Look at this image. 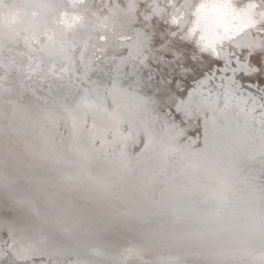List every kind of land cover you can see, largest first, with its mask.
<instances>
[{"label":"bare ground","instance_id":"bare-ground-1","mask_svg":"<svg viewBox=\"0 0 264 264\" xmlns=\"http://www.w3.org/2000/svg\"><path fill=\"white\" fill-rule=\"evenodd\" d=\"M258 1L260 3L262 2L263 6H264V0H258ZM3 2L6 5L16 4V5L20 6L21 15L19 18V22L16 25H14L12 28L0 27V50L1 51L6 50L7 55L10 57H13L15 60H18V61L22 60L24 62L25 59H24L23 54H25L27 56V55L31 54L29 52V50H31V49L35 50V48L37 47L38 51L40 50V52L48 53L51 56H55L56 53H54V52L61 53L62 57H66V58L69 55V53L70 54L72 53V55H73V53L74 54L76 53L77 57H79V56L82 57V56H85V54H86L85 57H88L89 61H91V65H89L87 67H94L95 66L94 64H96V62H98L99 64L106 62V60H108V59H106L108 56L114 57L117 59L116 62L120 61V63L121 62L125 63V64L127 63L128 67L137 68L139 75H140L141 74L140 70H141L142 64L143 63L145 64L148 62V60H146L147 58L149 59V57L150 58L152 57L154 60H159V59H161V57L164 58L165 57L164 52L168 51L170 53L169 56L178 55V56H176L178 58V60H175L173 62H169L168 59L167 60L165 59L160 64H164V63L166 64L167 63V64L173 66L172 65L173 63H175V64H181L182 63L183 67L189 69L187 71L191 70V73H192V75H189L190 73L188 74L187 72L182 71L183 73H181V75L175 76V78H174V79H176L175 82L177 80L186 81L184 79L185 76L188 78V80H194V81H192V82H194L192 85L188 84L186 81V88H189V90H184V91H180V90L178 91V89H176V86L174 85V83L172 85L170 84L167 86H162V83L159 82L161 84V87H159V84L153 83V81L151 80L149 83H153V87L150 88L152 92H154L155 90H157L158 92H160V91L162 92V90L169 89L171 92L170 94H175L176 97L174 99H172V97H170L169 99L166 98L167 99L166 101H162V99H160V100H156V99L152 100L151 99V101L147 100L148 102L146 100H144L143 97L141 99H140V97L139 98L134 97V100L139 99V101L137 103L132 101V100L129 101L128 99H124L125 100L124 104H118L117 101L115 100V96H114V92L118 93V91L121 92L122 90H119L120 87L118 88L117 85H115V84L113 85L111 83L112 85H111V87L109 86L110 89L108 88V92H109V96L111 98V101H109V102H111L112 104L109 105L108 103H106L103 106L104 109H98L92 105L93 104L92 102L90 103L88 101H84V104L78 102L82 107L85 108V111H82V115L81 116L79 115L80 118L76 119V115L73 113L71 114L72 119L69 117L65 118L68 120V123H65V124L71 125V131L73 133L72 138H74L75 140L78 136L82 135L81 134L82 122H83V124L85 121L88 123L87 126L90 128L89 134L91 135L90 138L92 139L94 148L88 156L87 155L84 156L83 154H80L77 158L78 160L77 161L75 160L76 162L72 161L73 159L70 161L69 160L64 161L62 159H58V160L63 162V165H67V163H69V165H67L65 167L64 166H56L55 163H52V165H55L57 167L56 169L54 168L55 170H57V169L60 170L61 168H63V174H61L60 176L61 177L63 176L65 178L67 176H71V177L73 176L74 177V176H76L75 175L76 171H78V170L82 171L81 175H84L83 177H85V179L83 178L84 179L83 180V182H84L83 188H84V190H86L88 192V194L92 191H96L95 194H98L99 198L100 197H108L114 193H117V195L118 194H120V195L121 194H124V195L128 194V198H129V195L131 196L134 194V196L135 195L136 196L135 197L131 196V199H136V201L137 200L142 201L141 204L139 203L140 201H137L138 205L140 204V206H141L143 204L144 206H150V208L152 207L153 209H155L156 215L161 214L162 217L158 216L159 218H157V219L159 221L155 220V218L153 221H151L155 224H158V222H159V224L156 225V227H154L152 224H148L150 227L145 224L147 226V228H146L147 230L142 229L141 226H139L140 227L139 228L137 225H136L137 227L136 226L124 227V225H122L120 228L115 226L117 229L116 228H110L109 229L107 227L108 229L106 228L104 231H103L104 228L102 227L103 229H102V231H100L101 238L99 240L96 239L97 243L94 246L90 245V247L89 246L88 247L87 246L86 247H80V246L78 247L79 242L81 241V239H80V241H78V239H79L78 237H77V239L75 238L77 240V243H76L77 246H72V245L67 246L69 243L66 245V243H67V240H66L65 246L63 248H60L59 245L57 246V247H59V250H58L59 254L61 252L64 255V253H70L73 250L72 253L75 256H77V258L75 259V256H73L72 258L66 259L65 255H64L62 257L64 259H66V261L61 263L60 261L62 260V258H60V256L58 258V256H57L58 259L54 258L53 263H51L52 260H50V263L51 264H77V263L85 262L86 264H108L109 253L122 251V250H120V248H123V246H127V245H129L130 247H134V246L136 247V244H135L136 240H143V239L145 240V238H146L145 235H147V237L150 236V237L154 238L155 235L158 236L159 234H161L162 237L163 238L166 237V239L168 241H173V243L174 242L178 243V245H180L179 243H186V244H188V246L190 244H192L190 246L191 247L194 246V249H196L198 247L200 252L201 251L206 252L207 254H209L208 256L214 255L216 257V259L212 258L214 260L205 261L204 263L201 262V260H202L201 259L199 261V262H201V264H206V263H208V264H264V208H262L261 211L254 210V208L256 206H254L253 201L250 200L251 198L249 199V197L247 196L248 194H253V192L251 190H253L254 188L249 187L248 185H245L243 187L242 186L232 187L231 183H228L229 180H227V178H225L223 180L222 177L220 176L218 183H215V182L213 183L211 181H204L202 178H200L198 181H196V184H198V185H206L207 183H209L211 185L209 187L197 186V188L192 187L195 189H188V187H186V188L182 187L183 185H185L186 181H184V180L180 181L184 178H183V176L179 175L177 178V180L180 181L179 183L176 184L174 182H170L169 180H172V179H169L166 177V180H163V181H165V183H163V186L159 190L154 189L153 188L154 186L153 187L152 186H144L146 184H150L149 182H147L146 179L144 180L143 183H131V184H124V185H121L120 183H114L115 182L114 181L111 184L112 187H110V189H108V188L103 189L104 187L103 188L101 187L102 186L101 184H103L102 182L100 185H97V184H94L93 181L89 182L87 180V178L89 176L92 177L94 174L92 172H88V170L91 169L90 167L92 166V162H91L92 160L96 159V162H97V159L102 160V161L106 162L107 166H110V165L113 166V164L115 163L114 160H117V156L115 155V152L113 151L115 144L122 139L121 141H123L124 143L126 141H128L127 142V143H129L128 145L131 146L136 141L135 140L136 138L133 136L134 135L133 133L131 134V129L129 127H128V129H122L120 127V125L118 124L122 120L128 122L129 125L131 124L129 117H127V116L128 115L131 116V114L134 112L133 107L136 106L135 112L137 114L140 110L142 113H145L144 116H141V118H143L148 124L149 123L152 124V122L155 121L156 115H154V111L150 110L147 107L151 104L152 101L155 105H157L160 108V109H158V111L161 110L162 107H168L170 112H171L170 114H172L174 116V118L178 117L179 116L178 114L180 112L185 113L184 115L181 114L182 117L185 119L188 118V116L191 114L198 115V117H196V115H195V117L197 119V122L199 123V127L197 126L198 131H199V135L197 132H195V134L197 133V135L199 137L200 136V130L204 131L203 132L204 134L202 133V135L204 136V139H202L204 141V144H206L205 141H206L207 134H208V131L206 129L207 128L206 119L207 118L211 119L213 116L216 118V116L218 117V115H220V117H222V119L225 121H221V123H220V122H218L217 118L216 119L214 117L213 118L218 122L219 135H220L219 138L222 141H224L227 144L232 143L234 145L237 141L235 136H237L242 140L246 139V138H251L255 143L262 145L264 147V95H262V93H261V95L263 96L262 97L259 94L260 91L255 90V88L257 87L258 89H260L264 93V22H258L255 27L245 29V30L240 31L238 33H234L230 39H225L222 43H220L216 46V48H217L216 53H218V55H217L211 51H201L200 50V48L198 47L199 36L197 39H194V41H195L194 43L189 42V39L191 36L188 35V30L191 27H188L187 29L185 28L186 30L182 34L184 36L187 35V37H188L187 40H183L182 43L179 45H176V44L174 45V43H173V45L172 44L169 45L167 43L169 41L175 42L176 40L180 39L179 37H177V35H176V37H174L173 35L168 36L167 33L175 31L177 27H179L181 30H182V28L184 29V27L187 26L186 25V23L188 22L187 20L190 17H192V16H190V14L193 15V13L196 11L197 6L202 2V0H87V2L83 3L77 9L72 8V6H74V5H70L68 8H66V6H68V4H72L71 0L66 1L67 5L60 6L58 9L54 7V3L56 5L55 0H3ZM34 2H39V4H37L38 7L35 6ZM248 2H249V0H233V3L237 7H243ZM252 2H254L256 5H260V4H257L256 1H254V0H252ZM66 3H64V4H66ZM58 6L59 5L57 4V7ZM60 8L65 9V10H63V11L61 10L58 13L59 14V16H58L57 12ZM26 9H28V10L30 9L29 14H25L24 11ZM51 9L53 12L56 11L55 18H53V17H52V19L46 18L45 15L47 14V12H50ZM255 11H256V13H259V12L264 11V9L258 8V9H255ZM53 12L51 14H53ZM65 14H67V16H65ZM184 14H185V16H183ZM41 16H43V19H41ZM74 17H79V19L73 20ZM173 18L177 19V23H175L174 26H173V22H172ZM256 18L259 21L258 15ZM66 20H67V23H66ZM178 20H179V22H178ZM46 21H48V22H46ZM191 21L193 22L194 20L192 19ZM69 24L71 26H69ZM189 25H191V24H189ZM261 28H263V29H261ZM126 34L130 35V39H125L127 37ZM176 34H178V33H176ZM89 35L92 36V40L90 38V39H87L85 41V43H82L81 40L83 39V36L85 38H88ZM100 37L102 38V40L98 39ZM112 38H115V39H113L115 42L112 40ZM193 38H195V37H193ZM33 40H35V42H33ZM71 45H72L73 49L67 50V48H69ZM66 46H68V47L65 48L64 50L67 51L68 55L63 54V52H65V51H63L62 47H66ZM97 46H100L102 49H100V51H96L95 47H97ZM133 46H135V47L140 46V48L138 50L135 49L134 51H132ZM183 46H185L189 49L192 48L193 52L189 53V51H187V50H181V52H177L180 49H182ZM156 47H159L160 51L157 49H154ZM80 48H81V50H80ZM34 50H32V51H34ZM75 51H77L78 53ZM230 51L235 52V55H233L234 58H232V55H231L232 53L230 54ZM83 52H85V54ZM21 53H23V54H21ZM97 54H100L101 57H103V60L104 59H106V60H104V61L101 60V61H96V62L93 61L92 62L93 58H95L97 56ZM179 55H180V57H179ZM156 56H161V57L159 59H156L155 58ZM31 57L34 58L36 56H31ZM73 57H75V56L73 55ZM98 59H100V58H98ZM107 66H109V65H107ZM107 66L106 67L103 66V67L107 68ZM144 67H145V65H144ZM135 68H130L129 70L133 71L132 69H135ZM109 69H111V68H109ZM116 69H119V67ZM120 69H122V67ZM179 69L181 71V68H179ZM88 70H89V68H88ZM99 71H100V69H99ZM180 71H178V72H180ZM111 73H112V71H111ZM174 74L177 75L176 72ZM97 75H99V74H97ZM146 77H148V75ZM98 78H100V77H98ZM104 78H106V77H104ZM51 79H52V77H51ZM141 79L142 78L139 79L140 84H142ZM146 79H148V78H146ZM102 80H104V79H102ZM113 80H115V79H113ZM99 81H101V80H99ZM107 81H104V82H106V84H107ZM244 81H246V82H244ZM52 82H53V80H47L46 86H44V89L46 92L51 91L50 88H53L54 84ZM243 82L248 83L250 86L247 84H244ZM176 83H178V82H176ZM108 84H109V82H108ZM124 84H126V83H124ZM131 84L135 85L133 83H131ZM182 84H184V83H182ZM176 85H181V84L179 83ZM120 86H123V84ZM127 86H128V84H127ZM141 87H143V84L141 85ZM104 88L106 89V87H104ZM127 88H129V87H127ZM146 88H148V87L146 86ZM178 88H180V87H178ZM143 89H144V91L147 90L145 88H143ZM63 90L64 89H60V88L58 89L57 88L56 92L57 93L60 92L63 95L64 94ZM51 93H52V91H51ZM104 93H105V91H104ZM52 94H54V93H52ZM154 94H156V93H154ZM165 94L168 95V93H165ZM126 95H128V92L126 93ZM58 98H61V97L58 96ZM157 98H158V96H157ZM198 100H203L204 105H205V103L209 104L210 105L209 110L205 112L203 110V108L199 105ZM220 100H222L221 103L219 102ZM190 102H192V104L193 103L194 104L193 105L191 104L192 106L188 105V103H190ZM26 104H25V107H26ZM14 106H15V104H14ZM229 108H230V110H229ZM22 110H23V108H22ZM36 110L37 109H35V111ZM52 110H53L52 108H49V113H48L49 117H52V119L53 118L56 119L55 117L57 116L59 118V113H57L55 110L54 111H52ZM69 110H72V109L70 108ZM147 110H150L151 112H149ZM213 110L215 112H213ZM28 111H32V110H28ZM231 111H232V113H231ZM29 113H31V112H29ZM83 113H85L84 116L86 118L83 116ZM125 113H127V114L125 115ZM167 113H169V112L167 111ZM167 113L161 112V113H159V116L165 118L168 115ZM2 114H4V113H2ZM0 117H2V116H0ZM81 117H84L82 119V121H81ZM170 117H169V119L172 120V117L171 118ZM12 118L13 117L11 115H9V117H8L9 123H10V121H12ZM39 119H41V118L39 117ZM149 119H150V121H149ZM56 120H58V119H56ZM21 121H22V119H21ZM167 121L163 120V125H164L163 128H165L166 126H169L168 123L171 124L170 120L168 122ZM183 121L179 122V125L175 127L176 129H173L172 132H169L170 135L172 133L173 138L175 137V139H177L178 136H180L182 131L186 132V134H184L185 136L193 134V132H191L189 130L190 127L191 128L193 127V125L191 124L192 122L190 123L189 119L187 122H183ZM52 122H53V120H52ZM1 123H2V121H1ZM54 123H56V122H54ZM54 123H53V125H54ZM16 125H18V124H16ZM29 125H30V123H29ZM135 126H136L135 124H132V127H135ZM18 128H20V126H18ZM18 128H16V130ZM37 128H39V127H37ZM184 128H186V130H184ZM2 129H4V128H2ZM229 129H233V131H236L235 132L236 134H234V135L231 134L233 132H231ZM140 130H141V128H136L135 133L140 131ZM20 132L21 131L19 130V133ZM108 132L111 135H109ZM26 133H29V132L26 131ZM43 133H44L43 136H45L46 138H48V134H50V135L52 133L54 134V132H52L48 129L44 130ZM1 134H2V132H1ZM15 134L18 135V133H15ZM41 136H42V134H40V137ZM192 137L190 138L191 142L194 141V139H195L194 137H193L194 139ZM5 138H6V140L8 139L6 135H5ZM214 138H218V136L216 134H214L213 139ZM22 139L20 138V140H22ZM96 139H99V143L94 142V140H96ZM196 139H197V137H196ZM6 140H5V145H6ZM20 140L18 141L19 143H20ZM177 140H180V138H178ZM2 141H3V138H2ZM13 141H14V139H13ZM9 142L11 143V141H8V145H9ZM183 142H184L185 146L186 145L188 146V143H187L188 141L187 142L183 141ZM0 143H1V141H0ZM35 143H36V141H35ZM32 144L31 143H30V145L28 144L29 146L27 149H29V147ZM42 144H43V141H42ZM232 144L230 146H232ZM1 145L3 146V144H1ZM200 145L201 144L197 143V145H195L193 147L191 146L192 147L191 149L193 151H198L201 148ZM24 146H27V145L24 144ZM140 146L133 147V150H131V152H129L128 156L132 160V166H138V164L136 163L138 160L150 158V160H152L151 164L153 166H155V164H158V167H156V169L163 168L162 172L166 173V174L169 173L168 175L176 174L178 171L184 170L185 167H186L185 171H187V170L190 171V168L189 167L187 168V166H185V162H184L186 160L184 158L185 152H183L182 150H179V149H182L181 147L176 148V149H171V150H166L167 147H165V150H163L160 146H154L153 144H152V147L150 146V148H149V146L146 148H143V147L139 148ZM20 147H22V146L20 145ZM71 147H70V151L72 150ZM233 147H235V146H233ZM2 148H0V150ZM5 148H6V146H5ZM33 148H34V146H33ZM72 148H74V147H72ZM35 149H36V147H35ZM41 149L42 150H40L38 152V155L36 158L40 161H41V157L42 158L44 157L41 153H42L43 149H46V147H43V145H42ZM90 149L91 148H89V150ZM260 150H261L260 153H263L262 154L263 156L257 157L256 159H254V161L249 162L247 165H245L241 171V174H243V176H245V174L250 172V171H252V173H253L254 171H256V169H259V171L264 170V167H263L264 149L260 148ZM2 151H0V153ZM9 151H10V149H8V152ZM30 151H31V149H30ZM111 151H112V153H110ZM118 151H120V150H118ZM4 152H7V150H5ZM15 152H17V151H15ZM74 153H75V151H74ZM100 153H101V155H100ZM107 153L109 154L108 156L106 155ZM134 153L136 155H134ZM3 155L4 154H2V156ZM14 155L15 154H13V156ZM31 155H32V153H31ZM47 155H49V154H47ZM7 156L9 157V154ZM17 156L18 155H16L15 157L17 158ZM61 156H62V154H61ZM94 156H96V157H94ZM156 157H158V158H156ZM16 158H13V159H16ZM48 159H50L49 156H48ZM162 159H163L164 163H161ZM9 160H10V158H9ZM14 161L16 162V160H14ZM19 161L20 160H18V162ZM22 161H23V159H22ZM52 161H55V160H52ZM8 163H9V161H8ZM21 163H22V166H24L23 162H21ZM44 163L45 162L42 161V162H40V165L41 164L44 165ZM10 164H13V163H11V161H10ZM26 164H27V162H26ZM70 165L74 166L75 170H73V171L69 170L68 168H71ZM170 165H173V166L177 167L178 169L171 168V170L168 171V166H170ZM257 166H262V168L257 167ZM5 167H9V166L5 165ZM28 167H29V164H28ZM36 167L39 168L38 166H36ZM59 167H60V169H59ZM138 167H141V166H138ZM190 167H192V166H190ZM82 168H84L87 172ZM52 169H53V167H52ZM194 169L199 171V172H192L191 173V174L196 173V174H194V177H195V175H196V177L202 175V173H201L202 168L200 169V167H194ZM25 170H27V169H25ZM28 170H29V172L31 171L30 169H28ZM26 172L29 174L28 171H26ZM155 173L156 172L152 171L149 174L151 176V175H154ZM31 174L33 175V172H31ZM118 177H119V175H118ZM40 178H41V176H40ZM56 178H58V177H56ZM62 178H60V179H62ZM215 178H218V176H216ZM67 180L69 181V179H67ZM100 180L101 179H99V181ZM9 181H8V183H9ZM57 181H58V179L56 180V183H58ZM62 182H63V180H62ZM52 183L54 184V181H52ZM52 183L50 182V185ZM44 184H45V182H44ZM57 185H59V184H56V186ZM60 185H63V183ZM60 185L56 187L54 184V187H56V189H58V187H59V189L62 190V188H60ZM113 185H115V186H113ZM45 186H47V185L45 184ZM65 186H67V185H65ZM63 187H64V185H63ZM92 187H94V189H92ZM36 188H38V186H36ZM38 189H40V188H38ZM41 190H43V189H41ZM67 190H69V189H67ZM44 191L45 190H43V192ZM69 191L70 192H68V193H71V189ZM64 192H66V188H65ZM81 192L83 193V191H81ZM184 193L199 194L200 195V202L193 200V199H186V200L181 199V196H179V195H183ZM241 193H242V196L241 197L238 196ZM260 193H262V195L264 194V190L262 188L260 190ZM60 194H62V193H60ZM65 195H68V194L66 193ZM89 195H93V194L90 193ZM124 195H122V196L125 197ZM84 196H82V198H84ZM25 197L28 198L27 195H24V198H21V199L18 198V199L20 201L27 200ZM116 197L118 198V196H116ZM252 198H254V197H252ZM66 199L64 201H67ZM12 200H16V199H12ZM54 200H53V203H54ZM85 200H87V199H85ZM68 201H70V200H68ZM119 201H120V198H119ZM133 201H134L133 203L135 204L136 201L135 200H133ZM182 201L184 202V204ZM103 202L104 201H102V203ZM115 202H117V201H115ZM115 202H113V204ZM127 202L125 201V203H127ZM129 202H130V204H133V203H131L132 201H129ZM5 203H6V201H5ZM53 203L51 205H54ZM122 203H124V201L120 202V204H122ZM14 204H16V203H14ZM70 204H72L74 206L73 203H70ZM127 204H129V203H127ZM27 205H29V204H27ZM101 205H103V204H101ZM110 205H111V207L113 206L112 204H110ZM55 206H56V204H55ZM64 206H65V204H64ZM117 206H115V207L117 208ZM125 206H127V205L125 204ZM131 206L134 207V205H131ZM18 207H20V206H18ZM59 207H57V208H59ZM66 207L61 211L65 212V213H68V211L70 212V210H68L67 212L65 211ZM111 207L109 206V208H108L109 211H110ZM128 207H129V205H128ZM136 207H137V205H135V208ZM33 208L30 210L34 211V209H35V211H36L37 207H35L34 209ZM51 208L53 209V206ZM73 208H71V209H73ZM116 208H114V210ZM119 208H121V207L119 206ZM143 208H142V210H143ZM147 208L148 207H146V209ZM6 209H7V207H6ZM55 209H54V212H56ZM69 209H70V206H69ZM112 209H113V207H112ZM112 209H111V211H113ZM58 210L59 209H57V212H58ZM77 210H79V209H77ZM116 210L113 212H116L117 214H119ZM119 210H122V209H119ZM127 210H129V209H127ZM127 210H126V212H127ZM35 211H34V213H35ZM37 211H38V209H37ZM47 211H48V209H47ZM148 211H147V213L145 212L146 216H147V214L149 215ZM38 212H40V210ZM38 212L36 214L39 217L40 215H38ZM48 212H51V213H49L50 216L48 215V217H52L51 216V214H53L52 211L49 210ZM71 212L73 213L74 211L71 210ZM85 212H83V213H85ZM91 212H92V214H90L89 217H91V215H92V217L94 215L95 216L97 215V214H94L93 211H91ZM105 212H106L105 214L108 213L107 210ZM113 212H112V214H115ZM122 212H125V209ZM5 213H6V211H5ZM65 213H59V214H65ZM72 213H69V215L71 214V216H72ZM83 213L81 214V216L83 215ZM96 213L99 214V212H96ZM143 213H144V211H143ZM143 213H141V214H143ZM28 214H30V212ZM55 214H57V213H55ZM103 214L101 216L105 215V214L104 215ZM128 214H127V216H130V212ZM251 214H253L255 217L252 216ZM25 215L27 216V213ZM25 215L23 214V217H25ZM43 215L44 214H42L41 216H43ZM74 215L77 216L76 213ZM84 215L86 216V214H84ZM152 215H154V214H152ZM7 216H9V215H7ZM7 216L5 215V217H7ZM44 216H43V218L46 219L47 216L46 217H44ZM56 216H58V214ZM79 216H77V217H79ZM101 216H98V217H101ZM106 216L109 218L108 221H110V218H114L113 216L109 217L110 215H106ZM141 216L143 217V215H141ZM141 216L139 214V218H141ZM149 216H151V214ZM168 216H171V218H169ZM32 217L34 218V216H32ZM59 217H57V218H59ZM94 217H93V219H94ZM98 217L96 216L95 219H97ZM131 217L136 218V216H134V215L133 216L131 215ZM209 217H212V218H209ZM10 218H12V219L9 221H12L13 217H10ZM43 218L39 219V220H44L43 221L44 222L43 227L45 228V222L46 221ZM84 218L82 219L83 222L85 221ZM103 218H102V220H105V219L107 220L106 217H105V219H103ZM124 218H126V214H125ZM247 218H253V219H247ZM47 219H50V218H47ZM68 219L66 220V218H65L66 221H68ZM254 219H256V220H254ZM0 220H2V219H0ZM17 220L20 221L19 219H17ZM17 220H14V221L17 222ZM24 220H26V223L23 221L24 222L23 225L24 224L27 225L25 227L29 226L28 229H31V228L34 229L35 228L34 225H33V227H31V225H30V223L35 219L30 221V219L28 220V218L27 219L24 218ZM37 220L38 219H36V221ZM51 220H53V219H51ZM58 220L56 219V221H58ZM89 220H88V223L92 222V219H91V221H89ZM97 220H101V218L97 219ZM125 220H129V219L126 218ZM138 220L139 219H137V222H139ZM143 220H144V218H143ZM2 221H0V222L2 223ZM80 221L81 220H79V223H80ZM111 221H112V219H111ZM155 221H157V222H155ZM27 222H29V225L27 224ZM43 222H41V223H43ZM69 222H71V219ZM69 222H67V223H69ZM85 222H87V221H85ZM97 222H99V221H97ZM105 222L106 221H101V223L106 225L107 223H105ZM46 223H48V222H46ZM73 223L72 222L69 223L71 225V227H72ZM117 223L118 222H116V224ZM147 223H149V222H147ZM56 224H57V222H56ZM82 224L84 225V223H82ZM98 224H99L98 226L100 228L101 225H100V223H98ZM20 225H21V223H20ZM63 225L60 228H58L59 227V225H58L57 228L58 229L64 228ZM114 225H113V227H114ZM80 226L82 227L81 224H80ZM81 227H80V231L82 230ZM152 227H154V230L152 229ZM158 227H160L161 229H159ZM50 228L51 227L49 226V229ZM69 228H70V226H69ZM75 228L77 230H79L77 227H75ZM157 228L159 229L158 231L156 230ZM18 229L19 228H17V230ZM24 229L25 228H23V230ZM70 229L72 231L71 230H68V231L73 232L74 229H72V228H70ZM87 229H89V226L87 227ZM90 229H91V227H90ZM23 230L21 229V231H23ZM37 230H38V227H37V229L33 230L35 232L33 234H31V237H30V235H28L26 233L23 234L20 231V234L22 233L24 236L28 235L27 238H26V236L23 238L22 244H24V243L26 244V242H27L26 240L28 238H29V240L31 238L33 240V237H35L36 235L37 236L40 235V239H41V236H44V234L45 235L47 234V233H45L47 230L42 231V228L39 229V230H41V232H39ZM64 230H66V229H64ZM84 230L85 229L83 226V232H84ZM91 230H93V229H91ZM33 231L31 230L30 233H32ZM56 231H57V229H56ZM56 231L54 233H57V234H54L53 232L52 233L57 236V235H59V232H56ZM59 231L61 232V230H59ZM76 231L74 232V234L76 233ZM62 232L65 234L63 229H62ZM90 232H92V231H90ZM16 233H18V232H16ZM50 233L51 232H49L48 234H50ZM80 233L82 234V231ZM157 233H158V235H157ZM22 234H21V236H22ZM67 234H69V233H67ZM67 234L65 236H63V234H62V237H64V239H62V240H65ZM76 234H75V237H76ZM207 234H208V236H207ZM15 235H18V234H15ZM19 235H18V237H19ZM33 235H35V236H33ZM54 235L52 237H56ZM37 236H36V238H37ZM69 236L72 237L73 234L72 235L70 234ZM69 236L67 238H69ZM82 236H83V234H82ZM13 237H12V239H13ZM48 237H49V235L47 236V238ZM80 237H81V235H80ZM83 237H85V236H83ZM36 238L33 240L34 242H35ZM58 239H61V238H58ZM73 239H72V241H73ZM75 239L73 242H76ZM87 239H90V238L87 237ZM16 240L17 239L15 238L12 242L14 243V241H16ZM38 240H39V237H38ZM45 240L43 239L44 242L49 241V244L52 241V240L50 241L49 239L47 241H45ZM70 240H71V238L69 239V242L71 243L72 241H70ZM96 240H95V242H96ZM124 240H126V241H124ZM18 241H20V239H18ZM18 241L15 243L18 244ZM61 241H60V243H61ZM37 242L39 243L40 240ZM37 242H35L36 245H35V243L33 244L35 246H32V248L36 247L38 245ZM81 242H85V240L83 241V239H82ZM92 242H91V244H92ZM126 242H128V243L131 242V243L127 244ZM13 243H11V245ZM19 243H21V242H19ZM30 243H32V242H30ZM43 243H42V245L45 244V243L44 244ZM17 244H14V250H16V254H18L17 251L21 250L20 249L21 247H19ZM71 244H73V243H71ZM87 244H89V242ZM161 244L163 245L164 243H161ZM161 244L160 245L157 244V245L160 246V248H161ZM165 244H166V242H165ZM167 244H168V242H167ZM11 245L9 243V246H11ZM16 245H17V247L15 249ZM19 245H21V244H19ZM48 245L46 244V246L45 245L44 246L47 247ZM52 245H54V243ZM27 246L28 245H26L24 247L27 248ZM44 246H43V248H44ZM66 246H67V248H65ZM151 246H153V245H151ZM166 246L168 247V245H166ZM49 247H50V245H49ZM57 247L55 244L56 249H57ZM141 247L143 249V245ZM169 247H168V249H169ZM172 247H173V245H172ZM117 248H119V249H117ZM178 248H179V246H178ZM183 248H185V246L182 247V249ZM8 249H11V248L9 247ZM12 249H13V247H12ZM47 249H49V248L47 247L46 250ZM163 249H165V247ZM173 249H174V247H173ZM173 249H171V250H173ZM14 250H11V252ZM22 250H21V253L24 251V250L23 251ZM36 250H34V251H36ZM68 250H71V251L69 252ZM192 250H193V248H192ZM40 251H42V249ZM173 251H171V252H173ZM194 251L196 253L195 256H198L197 255L198 253L196 252L197 250H194ZM25 252H26V254H29V255L31 253L32 254L34 253V252L27 253V251H25ZM37 252H36V254H37ZM123 252H124V250H123ZM123 252H122V254H123ZM151 252H152V250H151ZM180 252H182V251H180ZM186 252H184V253H186ZM21 253L19 252V254H21ZM174 253H177V252H174ZM174 253H171L172 256L174 255ZM32 254H31V256H32ZM39 254H40V252H39ZM41 254H43L42 256L46 259V257L48 256L47 254H50V253H47L46 256H44V252L43 253L41 252ZM160 254H161V252H160ZM193 254H194V252H193ZM205 254L203 253L204 256H205ZM8 255L10 256V254H8ZM25 255H23V257ZM110 255L112 256V254H110ZM165 255H166V253H165ZM203 255H201V257H200V254H199V257L202 258ZM26 256L24 258H26ZM36 256H38V255H36ZM42 256H40V257H42ZM147 256H149V254ZM179 256H181V255H179ZM184 256H183V258H184ZM186 256L189 257V255H186ZM191 256H193V255H191ZM195 256L192 257V259L195 258ZM23 257L21 254L20 259L21 260L24 259ZM33 257H34V254H33ZM40 257L38 256V258H40ZM66 257H68V256H66ZM151 257H153V256H151ZM164 257H166V256H164ZM120 258H121V256H120ZM141 258H143V257H141ZM169 258H171L170 264H178L179 261H178L177 255H175V257H173V258L171 256L166 257L167 260L166 259L165 260L168 262ZM27 259H28V257H27ZM163 259H162V261H163ZM186 259H183V260L180 259V260H182L180 262L184 261L187 264H190V261L188 260V262H187ZM40 260H38V261L34 260L33 264H46L45 262H43L44 260L42 262ZM116 260H118V261H114V262L109 263V264H133V261H132L133 259L132 260L124 259V261H120L119 259H116ZM134 260H135V258H134ZM171 260H173L172 263H171ZM150 261L151 262L149 264H152V259ZM194 261L196 263V260H194ZM35 262H38V263H35ZM180 262H179V264H181ZM143 263H146V261H144ZM164 263L165 262H163V264ZM22 264H27V262L26 263L22 262ZM29 264H31V263H29ZM191 264H192V260H191ZM198 264H200V263H198Z\"/></svg>","mask_w":264,"mask_h":264},{"label":"rangeland","instance_id":"rangeland-1","mask_svg":"<svg viewBox=\"0 0 264 264\" xmlns=\"http://www.w3.org/2000/svg\"><path fill=\"white\" fill-rule=\"evenodd\" d=\"M254 1H256V3L257 4H260V5H257V8L256 9H258V8H263L264 9V6H263V3L261 2H259L258 0H254ZM183 16H185V14L183 15ZM190 16H192V17H190L187 21V23H186V25L187 26H185L184 27V29L182 28V30L179 28V27H177L176 28V30L175 31H173V32H168L167 33V35L169 36H171V35H173L174 37H176V35H177V37H179L180 39H178V40H176L175 42H167L169 45L170 44H172L173 45V43H174V45L176 44V45H179V44H181L182 43V41L183 40H187V35H182L184 32H185V30L188 28V27H192V19L194 20L195 18V16L194 15H192V14H190ZM190 20V21H189ZM178 22H179V20H178ZM189 24H191V25H189ZM175 24L173 23V26H174ZM186 28V29H185ZM178 29V30H177ZM261 29H263V28H261ZM177 31V32H176ZM183 31V32H182ZM178 33V34H176V33ZM182 32V33H181ZM175 34V35H174ZM198 34L196 35V36H191L190 37V39H189V42L190 43H194L195 41H194V39H197L198 38ZM193 37H195V38H193ZM118 38V37H117ZM183 38V39H182ZM192 38V39H191ZM120 39V38H119ZM115 42V41H114ZM126 48V47H125ZM132 48V47H131ZM135 48V46H133V50H135L134 49ZM167 48V47H166ZM154 49H157V50H159L160 51V48L159 47H156V48H154ZM217 49V48H216ZM132 50V51H133ZM181 50H187V51H189V53L191 52H193L192 50V48L191 49H189V48H187V47H185V46H183L182 47V49H180L179 51H177V52H181ZM232 53V54H231ZM164 58L163 57H161V56H156L155 58L156 59H159L160 57H161V59H159V60H154L152 57L150 58L149 57V59L147 58L146 60H148V62L147 63H143L142 64V67H141V70H140V75H139V72H138V69L137 68H135V67H128V65H127V63L125 64V63H120V61L119 62H116V58H114V57H107L106 59H108V60H106V59H104V60H106V62H104V63H101V64H99L98 62H96V61H104L103 60V57H101V55L100 54H97V60L96 61H94V62H96V64H94L93 66L94 67H92L93 69H95L96 70V72H95V77L94 76H92V78H91V80H89L88 81V85H87V87H90V90H91V98L93 99V98H95V97H97L98 99H103L102 100V102H106V103H108L109 105L110 104H112L111 102H109V101H111V98H110V96H109V92H108V88L110 89V87H111V85L113 84H115V85H117L118 86V88H119V90H122L121 92H119L118 91V93L117 92H114V96H115V100L117 101V103L118 104H124L125 102V100L124 99H128L129 101H134V102H138L139 101V99L138 100H134V97H136V98H139V96H140V99L143 97V99L144 100H149V101H151V98L150 97H152L153 99L155 98V99H157V100H160V99H162V101H166L167 99H169L170 97H172V99H174L176 96H175V94H170L171 92H170V90L169 89H166V90H162V92L160 91V92H158L157 90H155L154 92H156V94H154V92H152L151 91V89L150 88H152L153 87V83H157V84H159V87H161V84L160 83H162V86H167V85H172L173 83H174V85L176 86V89H178V91L180 90V91H184V90H189V88H186V81H187V83L188 84H193L194 82H192V81H194V80H188V78L185 76L184 77V79L186 80V81H183V80H177L176 82H178V83H176L175 82V80L176 79H174L175 78V76H178V75H181V73H183V72H187L189 75H192V73H191V70L190 71H187V70H189V69H187V68H185V67H183V64L181 63V64H175V63H173L172 65L173 66H171V65H169V64H160L162 61H164L165 59L167 60H169V62H173V61H175V60H178V58L176 57V56H178V55H172V56H169L170 55V53L167 51V52H164ZM230 54L232 55V58H234V56L233 55H235V52H232V51H230ZM100 55V57H98ZM167 55V56H166ZM105 56V55H104ZM179 57H180V55H179ZM98 58H100V59H98ZM163 58V59H162ZM109 61V62H108ZM113 62V63H112ZM115 62V63H114ZM99 65V66H98ZM107 65H109V66H107ZM144 65H145V67H144ZM106 67L107 66V68H104V67ZM116 66V67H115ZM179 66V67H178ZM113 67V68H112ZM119 67V69H116V68H118ZM122 67V69H120ZM103 68V69H102ZM109 68H111V69H109ZM130 68H135V69H132L133 71H130L129 69ZM179 68H181V71H180V69ZM183 68V69H182ZM99 69H100V71H99ZM106 69V70H105ZM126 69V70H125ZM178 69V70H177ZM186 69V70H185ZM104 70V71H103ZM110 70V71H109ZM114 70V71H113ZM122 70V71H121ZM107 71V72H106ZM111 71H112V73H111ZM137 71V72H136ZM178 71H180V72H178ZM183 71V72H182ZM101 72V73H100ZM110 72V73H109ZM118 74H117V73ZM126 72V73H125ZM177 73V75L176 74H174V73ZM97 74H99V75H97ZM111 74V75H110ZM153 74V75H152ZM97 75V76H96ZM122 75V76H121ZM142 75V76H141ZM148 75V77H146ZM103 76V77H102ZM127 76V77H126ZM98 77H100V78H98ZM104 77H106V78H104ZM109 77V78H108ZM122 77V78H121ZM131 77V78H130ZM150 77V78H149ZM98 78V79H97ZM120 78V79H119ZM125 78V79H124ZM140 78H142L141 79V82H142V84H143V87H140L142 84H140V81H139V79ZM146 78H148V79H146ZM102 79H104V80H102ZM110 79V80H109ZM113 79H115V80H113ZM130 79V80H129ZM99 80H101V81H99ZM108 80V81H107ZM153 81V83H149L150 81ZM95 81V82H94ZM103 81V82H102ZM104 81H107V84H106V82H104ZM136 81V82H135ZM181 81V82H180ZM108 82H109V84H108ZM126 83V84H124V83ZM147 82V83H146ZM160 82V83H159ZM170 82V83H169ZM244 82H246V81H244ZM243 82V83H244ZM103 83V84H102ZM112 83V84H111ZM131 83H133V84H135V85H132ZM181 84V85H176V84ZM182 83H184V84H182ZM99 84V85H98ZM102 84V85H101ZM123 84V86H120V85H122ZM127 84H128V86H127ZM140 84V85H139ZM244 84H247V85H249L248 83H244ZM107 85V86H106ZM183 85V86H182ZM110 86V87H109ZM146 86L148 87V88H146ZM182 86V87H181ZM250 86V85H249ZM104 87H106V89L104 88ZM127 87H129V88H127ZM131 87V88H130ZM178 87H180V88H178ZM140 88V89H139ZM143 88H145V89H147V90H145L144 91V89ZM51 89V91H52V93H54L53 95H59V93H57L56 92V90H54V89H52V88H50ZM132 89V90H131ZM131 90V91H130ZM255 90H258V91H260V95H261V93H262V95H264V93L260 90V89H258L257 87L255 88ZM51 91H49V93L50 94H52L51 93ZM54 91V92H53ZM104 91H105V93H104ZM166 91V92H165ZM124 92V93H123ZM128 92V95H126V93ZM165 93H168V95H166ZM61 94V93H60ZM62 95V94H61ZM134 95V96H133ZM145 95V96H144ZM153 95V96H152ZM261 95V96H262ZM9 97L11 96V95H8ZM100 96V97H99ZM157 96H158V98H157ZM160 97V98H159ZM263 97V96H262ZM167 98V99H166ZM10 101V100H9ZM108 101V102H107ZM148 102V101H147ZM30 103V104H29ZM12 105H13V107H14V104H15V106L16 105H19L20 106V104L18 103V104H16L15 102H13V103H11ZM34 103H31V102H28L27 104H26V107H25V103L23 102L22 103V106L23 107H21L20 108V110L18 111V113H17V117L18 116H20L21 117V119H22V121L20 120L19 122H15L14 120L16 119L15 117H13L12 118V121H10V123H9V120H8V117H5V116H3L4 114H5V112H4V109H3V107H2V105L0 106V116H2V117H0V141H1V143H0V148H2L3 146V148L0 150V151H2L0 154V180L2 179V178H5L6 180L5 181H0V219H2V220H0V221H2V223L0 222V264H22V262H27V264H29V263H31V264H33L34 263V260H40L41 262L43 261V262H45L46 264H49L50 263V260H52V262L51 263H53V259L55 258V259H58L59 258V256H60V258H62V260L60 261L61 263L62 262H65L66 261V259L67 258H72L73 256H74V254L72 253V251L71 250H68L70 253H64V255H65V258L66 259H64L62 256H64L63 255V253H61L60 252V254H59V247L60 248H63L64 246H65V243H66V240H67V243H66V245L67 246H70V245H72V246H77V237L79 238L78 239V241H80V239H81V241H82V239H83V241L85 240V242H79V245H78V247L80 246V247H90V245L91 246H94L96 243H97V240H99L100 238H101V233H100V231H102V229H103V231L108 227L109 229L110 228H116V227H118V228H120L122 225H124V227H127V226H141V228L142 229H146L147 228V226H149L148 224H152L154 227H156V225H158L159 224V222H158V224H155V223H153V222H151V221H153L154 220V218H155V220H157V221H159L157 218H159L157 215H156V212H155V209H153L152 207L150 208V206H144L143 204L140 206V204L142 203V201H140V200H137V201H140L139 203V205H138V203H137V201H136V199H131V196H134V194L133 195H129V198H128V194H126V195H124V194H118L117 195V193H114V194H112L111 196H108V197H94L93 198V195H89L88 194V192L86 191V190H84V188H83V185H84V182H83V180L85 179V177H80V178H77L76 180H75V176L73 177H71V176H67L66 178L65 177H61L62 179H58V183H56L55 181H56V179L55 180H53V178H52V180L51 181H47L45 184L47 185V186H45V184H44V186H43V181H41L43 178H44V174L43 175H40L39 173H37L38 171H30L29 172V170L28 169H32L33 167H35V166H37L36 164H34V161H35V159L37 158V155H38V152L40 151V150H42L41 148L42 147H40L41 145H42V141L40 140L39 141V139H40V134H42V137H44L43 136V132H44V130H46V128H51L52 126H53V123L54 122H58V120H56V119H52V117H49V107H46V106H40V108H37V110L35 111V105H33ZM94 105V104H93ZM154 103H153V101L151 102V104L149 105V106H147L150 110H153L155 113H157V114H159V113H167V111L169 112V113H167L168 115H167V119H169V117L172 115V114H170L171 112H170V110H169V108L168 107H162L161 108V110H159L158 111V109H156V105H155V107H154ZM22 108H23V110H22ZM30 108V109H29ZM167 108V109H166ZM26 109V112H27V114H26V116H24L23 118H22V113L21 112H23L24 110ZM45 109V110H44ZM101 109H104V108H102L101 107ZM155 109V110H154ZM160 109V108H159ZM28 110H32V111H28ZM52 111H54V109L52 110ZM29 112H31V113H29ZM35 112V113H34ZM2 113H4V114H2ZM38 113H42L41 115H36V114H38ZM21 114V115H20ZM84 114V113H83ZM184 115L185 113H182V112H180L178 115V117H176V118H174V116L172 115L171 117H172V120L171 119H169L170 120V122L171 123H173V124H175V125H179V122L180 121H183V122H187L188 121V119H189V121H190V123L193 125V127L191 128H189V130L191 131V132H193V134H190V135H186L185 137L186 138H191L194 134H195V132H197L198 133V135H199V131H198V128H197V126L199 127V123L197 122V119H196V117H198V115H196V114H191V115H189L188 116V118H183L182 117V115ZM6 115V114H5ZM36 115V116H35ZM47 115V116H46ZM151 115V114H150ZM195 115H196V117H195ZM59 116H60V114H59ZM191 116V117H190ZM39 117L41 118V119H39ZM44 119H43V118ZM170 117V118H171ZM181 117V118H180ZM195 117V118H194ZM47 118H50V120L48 121L50 124H48L49 126L47 127V126H45L44 125V122H47ZM86 118V117H85ZM164 117H161L160 116V120L161 121H163V120H165V119H163ZM29 119V120H28ZM38 119V120H37ZM53 120V122H52V120ZM176 119V120H175ZM178 119V120H177ZM27 120H28V122H27ZM1 121H2V123H1ZM175 121V122H174ZM178 121V122H177ZM195 121V122H194ZM12 122H14V123H12ZM23 122V123H22ZM4 123V124H3ZM6 123V124H5ZM20 123V124H19ZM29 123H30V125H29ZM65 123H68V121L66 120V122ZM85 123V122H84ZM8 124V125H7ZM16 124H18V125H16ZM34 124V125H33ZM54 124H56V123H54ZM7 125V126H6ZM10 125V126H9ZM25 125V126H24ZM84 125V124H83ZM4 126V127H3ZM6 126V127H5ZM18 126H20V128H18ZM33 126V127H32ZM36 126L37 127H39V128H36ZM29 129H28V128ZM63 127L65 128V131H63V132H59V137H58V139L56 138V139H54V141L55 140H57L56 142H54L55 143V145H56V147L54 146V151H55V153H58V150L60 151L59 153H61L62 154V156H64L63 158H65L64 160H72V161H77L78 159V156L80 155V154H83L84 156H88L90 153H91V151L93 150V148H94V146H93V142H92V139L90 138L89 139V141L87 142V143H84V141H85V138H84V136H83V132H82V130H81V136H78L77 138H76V140L74 139V138H72L73 137V133H72V131H71V125L70 124H63ZM68 127V128H67ZM88 126H86V127H84V128H87ZM2 128H4V129H2ZM16 128H18L17 130H16ZM26 128V129H25ZM31 129V130H30ZM33 129V130H32ZM19 130L21 131L20 133H19ZM28 131L29 132V134H31V135H33L31 138H29V135H28V133H26V131ZM30 130V131H29ZM49 130V129H48ZM60 130V129H59ZM85 130V129H84ZM13 131V132H12ZM53 131H55V130H53ZM88 133L90 132V128L88 127V130H86ZM1 132H2V134H1ZM31 132V133H30ZM37 132H40V133H38L39 134V137L37 136ZM56 132H57V130H56ZM66 132V133H65ZM5 133V134H4ZM15 133H18V135L17 134H15ZM22 133V134H21ZM26 133V134H25ZM62 133H64L63 135L64 136H61V134ZM197 133L195 134L196 135V137H197V139H199V137H198V135H197ZM53 134V133H52ZM5 135L7 136V138L9 139H7L6 140V138H5ZM14 135V136H13ZM24 135V136H23ZM27 135V136H26ZM54 136H55V132H54V134H53ZM68 135V136H67ZM90 135V134H89ZM3 136V137H2ZM19 136V137H18ZM24 138H23V137ZM189 136V137H188ZM191 136V137H190ZM13 137V138H12ZM18 137V138H17ZM80 137V138H79ZM90 137H91V135H90ZM196 137H194L193 139H194V141L196 140ZM2 138H3V141H2ZM20 138L22 139V140H20ZM36 138H38V142H37V140H35ZM6 140V145H5V140ZM13 139H14V141H13ZM33 139V140H32ZM61 139V140H60ZM72 139V140H71ZM20 140V143L18 142ZM36 141V143H35V141ZM186 140V139H185ZM8 141H11V143L9 142V145H8ZM16 141V142H15ZM77 141V142H76ZM188 141V140H187ZM193 141V142H194ZM27 142V143H26ZM198 142V141H197ZM14 143V144H13ZM30 143L32 144L30 147H29V149H27L28 148V146L30 145ZM92 143V144H91ZM182 143H184L183 141H182ZM188 143V142H187ZM1 144H3V146L1 145ZM13 144V145H12ZM23 144H27V146H24V148H23ZM29 144V145H28ZM85 144V145H84ZM18 145V146H17ZM20 145L22 146V147H20ZM62 145V146H61ZM5 146H6V148H5ZM33 146H34V148H33ZM74 147V148H72V147ZM35 147H36V149H35ZM70 147H71V151H70ZM136 147V146H135ZM15 148V149H14ZM27 150H26V149ZM89 148H91L90 150H88ZM8 149H10V151L8 152ZM14 149V150H13ZM30 149H31V151H30ZM57 149V150H56ZM5 150H7V152H4ZM38 150V151H37ZM88 150V151H87ZM132 150H133V148H132ZM15 151H17V152H15ZM70 151V152H69ZM74 151H75V153H74ZM87 151V152H86ZM23 152V153H22ZM26 152V153H25ZM15 154L14 156H13V154ZM31 153H32V155H31ZM69 153L71 154V157H69V158H67L66 156L67 155H69ZM2 154H4L3 156H2ZM9 154V157L7 156ZM21 156H20V155ZM26 154V155H25ZM28 154V155H27ZM6 155V156H5ZM16 155H18L17 156V158L15 157ZM35 155V156H34ZM77 155V156H76ZM134 155H136L135 153H134ZM13 156V157H12ZM33 156V157H32ZM76 157V158H75ZM94 157H96V156H94ZM9 158H10V160H9ZM12 158V159H11ZM13 158H16V159H13ZM35 158V159H34ZM61 158V157H60ZM60 158H57V159H60ZM22 159H23V161H22ZM56 159V158H55ZM14 160H16V162L14 161ZM18 160H20L21 162H23V165L25 166H22V163L19 161L18 162ZM8 161H9V163H8ZM10 161H11V163H13L12 164V168H19L20 170H23V173H27L26 171H28L29 172V174L27 173V176H33V177H35L36 179H35V181H36V184H33V182H31V178H29L27 181L25 180V179H19V180H17V178H15V177H18L22 172H19V173H17V174H10V175H7V172H8V169H10L9 167L11 166V164H10ZM75 161V162H76ZM26 162H27V164H26ZM92 163H96L97 164V162H96V159L95 160H92L91 161ZM7 163V164H6ZM31 163V164H30ZM65 163V162H64ZM10 164V165H9ZM21 164V165H20ZM28 164H29V167H28ZM66 164V163H65ZM69 164V163H68ZM5 165H7V166H9V167H5ZM15 165V166H14ZM18 165V166H17ZM35 165V166H34ZM90 165V164H89ZM3 166V167H2ZM17 166V167H16ZM20 166V167H19ZM33 166V167H32ZM52 166V165H51ZM71 166V165H70ZM5 167V168H4ZM22 167V168H21ZM24 167V168H23ZM37 168V167H36ZM91 168V167H90ZM25 169H27V170H25ZM56 169V168H55ZM70 169H72V170H75L74 169V166H71V168ZM58 170V169H57ZM59 171V170H58ZM31 172H33V175L31 174ZM35 172V173H34ZM59 173V172H58ZM35 175V176H34ZM76 175V174H75ZM81 175V174H80ZM40 176H41V178H40ZM12 177V178H11ZM32 177V178H33ZM84 178V179H83ZM8 179V180H7ZM11 179V180H10ZM49 179H51V178H49ZM67 179H69V181L67 180ZM71 179V180H70ZM72 179H74V182L72 181ZM10 180V181H9ZM16 180V181H15ZM61 180V181H60ZM62 180L64 181H66V182H62ZM88 180V179H87ZM8 181H9V183H8ZM52 181H54V184H55V186H56V184H62L63 183V185H64V187H63V185H60V188H62V190L61 189H59V187H58V189H56V187L57 186H59V185H57L56 187H54V184L52 183ZM81 181V182H80ZM42 182V183H41ZM50 182L52 183L51 185H50ZM62 182V183H61ZM48 183H49V185H48ZM71 183L74 185L73 187H66L65 185H71ZM163 183H165V181H163ZM163 183H162V185L161 186H159L158 188L157 187H153L154 189H156V190H159L162 186H163ZM3 184V185H2ZM18 184L20 185V186H18ZM31 184V185H30ZM38 186V188H40V189H38V188H36V186ZM53 185V186H52ZM146 185H148V184H146ZM40 186V187H39ZM19 187H23L20 191L21 192H23V194L24 195H27V196H30V197H33V198H40V199H42V197H40V196H38V194L40 195V192L41 193H45V191L49 194L50 192H48V191H50L51 189H53V190H57V191H59V193H62L61 194V197H64V196H62V195H65L66 193L68 194V195H65L66 197H69V198H67V199H69L70 201H68L66 198V200L67 201H64L65 199L64 198H61L59 201L57 200V199H53L54 200V205H51V203L50 204H48V211L50 210V211H52V213L55 215H53V214H51V216L52 217H48V215L50 216V214L49 213H51V212H49V213H43V212H38L39 211V207H38V205H35V204H33V203H31V202H26V203H21L20 201H17V199L18 198H15V194H20L21 195V193L18 191V189H19ZM43 187V188H42ZM30 188H32L31 189V192H28V189L30 190ZM48 188V189H47ZM65 188H66V192H64L65 191ZM5 189V190H4ZM41 189H43V190H45L44 192H43V190H41ZM67 189H71V193H68V192H70L69 190H67ZM82 189V190H81ZM27 190V191H26ZM17 191V192H16ZM63 191V192H62ZM74 191V192H73ZM81 191H83V193L81 192ZM85 191V192H84ZM155 192V191H154ZM74 193V194H73ZM10 194V195H9ZM24 195H23V197H21V198H24ZM71 195V196H70ZM85 195V196H84ZM122 195H124L125 197H123ZM82 196H84V198H82ZM87 196V197H86ZM116 196H118V198L116 197ZM121 196V197H120ZM136 196V195H135ZM134 196V197H135ZM71 197V198H70ZM92 197V198H91ZM26 198V197H25ZM89 198V199H88ZM109 198V199H108ZM111 198V199H110ZM119 198H120V201H119ZM123 198V199H122ZM125 198V199H124ZM12 199H16V200H12ZM27 200H23V201H28V198H26ZM77 199V200H76ZM85 199H87V200H85ZM97 199V200H96ZM12 200V201H11ZM44 200H45V196H44ZM82 200V201H81ZM110 200V201H109ZM133 200H135L136 201V203L134 204L133 202ZM5 201H6V203H5ZM17 201V202H16ZM56 201H58V202H56ZM84 201V202H83ZM102 201H104L103 203H102ZM115 201H117V202H115ZM124 201V203H122V204H120V202H123ZM125 201L127 202V203H129V204H127V203H125ZM129 201H132L131 203H133V204H130V202ZM8 202V203H7ZM51 202V201H50ZM53 202V201H52ZM67 202V203H66ZM73 203L74 204V206L72 205V204H70V203ZM76 202V203H75ZM107 202V203H106ZM109 202V203H108ZM113 202H115L114 204H113ZM4 203V204H3ZM11 203V204H10ZM13 203V204H12ZM14 203H16V204H14ZM65 204V206H64V204ZM27 204H29V205H27ZM35 205V206H33V205ZM55 204H56V206H55ZM81 204V205H80ZM89 204V205H88ZM96 204V205H95ZM101 204H103V205H100ZM110 204H112L113 206V209H112V207H111V205ZM119 204V205H118ZM125 204L127 205V206H125ZM77 205V206H76ZM80 205V206H79ZM100 207H99V206ZM118 205V206H117ZM122 205V206H121ZM124 205V206H123ZM128 205H129V207H128ZM131 205H134V207L133 206H131ZM135 205H137V207L135 208ZM13 206V207H12ZM18 206H20V207H18ZM53 206V209L51 208ZM60 206V207H59ZM68 208H67V207ZM69 206H70V209H69ZM72 206V207H71ZM76 206V207H75ZM109 206L111 207L110 208V211L108 210V208H109ZM115 206H117V208L115 207ZM119 206L121 207V208H119ZM139 206V207H138ZM6 207H7V209H6ZM35 207H37V209H38V211H37V209H36V211H35V209L34 208ZM57 207H59V208H57ZM66 207V209H65V211L67 212L68 210H70V212L68 211V213H65V212H63V211H61V210H63L64 208ZM74 207V208H73ZM133 207V208H132ZM144 207V208H143ZM146 207H148L147 209H146ZM24 208V209H23ZM26 208V209H25ZM34 209V211H35V213H34V211L33 210H30V209ZM56 208V209H55ZM62 208V209H61ZM71 208H73V209H71ZM102 208V209H101ZM114 208H116L115 210L119 213V214H117L116 212H113V211H115L114 210ZM122 209V210H119V209ZM142 208H143V210H142ZM54 209L56 210V212H54ZM57 209H59L58 210V212H57ZM75 209V210H74ZM77 209H79V210H77ZM81 209V210H80ZM99 209V210H98ZM107 210V214H105L106 212V210ZM111 209L113 210V211H111ZM124 209H125V212H126V210L127 209H129V210H127V212L125 213V212H122V211H124ZM146 209V210H145ZM6 211V213H5V211ZM27 210V211H26ZM71 210L72 211H74L73 213L75 214L76 213V215L77 216H79V217H77V216H75L72 212H71ZM105 210V211H104ZM142 210V211H141ZM149 210V211H148ZM8 211V212H7ZM24 211V212H23ZM30 211H33V213H31V214H28ZM78 211V212H77ZM80 211V212H79ZM85 212V213H83V212ZM91 211H93V213L94 214H97L96 216L98 217V216H101L103 213L105 214H103L106 218H107V220L105 219V217L104 216H101V217H98L97 219H100L101 218V220H97V219H95L96 218V216L94 217V219H93V217H92V215H91V217H89V215L90 214H92V212ZM102 211V212H101ZM121 213H120V212ZM143 211H144V213H143ZM147 211H148V213H149V215L151 214V216H149L148 214H147V216H146V214H145V212L147 213ZM38 212V215H40L39 217L37 216V213ZM96 212H99V214L98 213H96ZM102 214H101V213ZM112 212L113 213H115V214H112ZM130 212V216H127V214ZM27 213V216L25 215ZM41 213V214H40ZM55 213H57L58 214V216H56L57 214H55ZM59 213H65V214H59ZM69 213H72V216L77 220H75L72 216H71V214L69 215ZM78 213V214H77ZM83 213V215L84 214H86V216L84 215H82L81 216V214ZM111 213V214H110ZM132 213V214H131ZM136 213V214H135ZM141 213H143V214H141ZM23 214L25 215V217H23ZM36 214V215H35ZM42 214H44L43 216L44 217H46L47 216V218H50V219H45V218H43V216H41ZM125 214H126V218L127 219H129V220H125L126 218H124V216H125ZM139 214H140V216L141 215H143V217L141 216V218H139ZM152 214H154V215H152ZM5 215L7 216V215H9V216H7V217H5ZM22 215V216H21ZM66 215V216H65ZM106 215H110L109 217H111V216H113L114 218H110V221H108L109 220V218L106 216ZM122 215V216H121ZM129 215V214H128ZM131 215L133 216H136V218H134V217H131ZM3 216V217H2ZM32 216H34V218L32 217ZM60 216V217H59ZM10 217H13V220L12 221H9V220H11L12 218H10ZM23 217V218H22ZM54 217V218H53ZM56 217V218H55ZM57 217H59V218H57ZM85 217V218H84ZM87 217V218H86ZM104 217V218H103ZM124 219H123V218ZM131 217V218H130ZM10 218V219H9ZM24 218L25 219H27L28 218V220L30 219V221H32L33 219H35V220H33L31 223H30V225H31V227H33V225H34V229H37V227H38V230L37 231H39V232H41V230H39V229H41L42 228V231H46L45 233H47L46 235L44 234V236H41V239H40V235H36L37 236V238H36V236L35 235H33V236H35V237H33V240L36 238V240L37 241H39L40 240V242L38 243L36 240H35V242H37V244L39 245H37L36 247H33L32 248V246H35L36 245V243L32 240V238L29 240V238L26 240L27 242H26V244L24 243V244H22V240H23V238L26 236V238L28 237V235H30V237H31V234H33L35 231H33L34 229H32L31 227V229H28L29 228V226L28 227H25V226H27V225H23V223L25 222L26 223V220H24ZM45 219V221L46 222H48V223H46L45 222V228L43 227V225H44V220H39V219ZM65 218H66V220L68 219V221H66L65 220ZM75 220H73V219ZM84 218V220L85 221H87V222H83V219ZM102 218L103 219H105V220H102ZM116 218V219H115ZM133 218V219H132ZM143 218H144V220H143ZM17 219H19L20 221H18ZM36 219H38L37 221H36ZM51 219H53V220H51ZM56 219L58 220V221H56ZM70 219H71V222L73 223V225L75 226V227H77L79 230H77L73 225H72V227H71V225L69 224V223H71V222H69L70 221ZM90 219V220H89ZM91 219H92V222H89L88 223V220L89 221H91ZM111 219H112V221H111ZM137 219H139L138 221L139 222H137ZM142 219V220H141ZM14 220H17V222H15ZM27 220V221H28ZM51 220V221H50ZM55 220V221H54ZM79 220H81L80 221V223H79ZM99 221V222H97V221ZM114 220V221H113ZM22 221V222H21ZM24 221V222H23ZM29 221V222H30ZM43 222V223H41V222ZM101 221H106L105 223H107L106 225L105 224H103V223H101ZM120 221V222H119ZM135 221V222H134ZM143 221V222H142ZM146 221V222H145ZM157 221H155V222H157ZM29 222H27V224L29 225ZM56 222H57V224L59 225V227H58V225L56 224ZM59 222V223H58ZM67 222H69V223H67ZM77 222V223H76ZM109 222V223H108ZM115 222V223H114ZM116 222H118L117 224H116ZM125 222V223H124ZM137 222V223H136ZM145 222V223H144ZM147 222H149V223H147ZM4 223V224H3ZM20 223H21V225H20ZM66 223V224H65ZM82 223H84V225L82 224ZM85 223H87V224H85ZM96 225H95V224ZM98 223H100V228H99V224ZM122 223V224H121ZM47 224V225H46ZM63 225V227L64 228H61V229H58V228H60V227H62V225ZM80 224L82 225V227L80 226ZM93 224V225H92ZM112 224V225H111ZM115 224V225H114ZM127 224V225H126ZM147 226H146V225ZM61 225V226H60ZM68 225V226H67ZM92 225V226H91ZM113 225H114V227H113ZM151 225V226H152ZM22 226V227H21ZM37 226V227H36ZM49 226L51 227L50 229H49ZM55 226V227H54ZM69 226H70V228H72V229H74L75 231H76V237H75V234H74V230H73V232H71L72 230L69 228ZM79 226V227H78ZM83 226H84V229L86 230H84V232H83ZM89 226V229H90V227H91V229H93V230H89V229H87V227ZM97 226V227H96ZM116 226V227H115ZM136 226V227H137ZM58 227V228H57ZM66 227V228H65ZM80 227H81V231H82V234H83V236H85V237H83L82 236V234L80 233L81 231H80ZM103 227V228H102ZM144 227V228H143ZM150 227V226H149ZM154 227H152V229L154 230ZM17 228H19L18 230H17ZM23 228H25L24 230H23ZM27 228V229H26ZM44 228V229H43ZM55 228V229H54ZM68 228V229H67ZM96 228V229H95ZM107 228V229H108ZM140 228V227H139ZM159 229H161L160 227H158ZM156 229L157 231L159 230V229ZM21 229L23 230V231H21ZM56 229H57V231H56ZM62 229H63V231L65 232V234L62 232ZM64 229H66V230H64ZM117 229V228H116ZM150 229V228H149ZM30 230V231H29ZM31 230L33 231L32 233H30L31 232ZM59 230H61V232L59 231ZM68 230H71V231H68ZM95 230V231H94ZM147 230V229H146ZM20 231L24 234V233H26V234H28V235H23L22 233V236H21V234H20ZM59 232V235L61 236H59V235H54V234H57V233H54V232ZM90 231H92V232H90ZM16 232H18V233H16ZM49 232H51L50 234H48ZM54 234H53V233ZM79 232V233H78ZM99 232V233H98ZM67 233H69V234H67ZM87 233V234H86ZM92 233V234H91ZM15 234H20L19 235V237H18V235H15ZM62 234H63V236H65L66 234H67V236H66V238H65V240H62V239H64V237H62ZM72 235L73 234V236L71 237V236H69V235ZM81 235V237H80V235ZM49 235V237L47 238V236ZM56 236V237H52V236ZM79 235V236H78ZM89 235V236H88ZM145 235V234H144ZM157 235H158V233H157ZM17 239L16 241H14V243L12 242L15 238ZM69 236V238H67ZM94 236V237H93ZM146 236V238H145V240L143 239V240H136V247L134 246V247H130L129 245H127V246H123V248H120V250H122V251H118V252H111V253H109V262H108V264L109 263H112V262H114V261H118V260H116V259H119L120 261H124V259H130V260H132L133 261V264H149L151 261V259H152V264H163V262H165L164 264H170V259L171 258H169V263L166 261L167 259H166V257H169V256H171L172 258L173 257H175V255H177L178 256V261L180 262V261H182L183 259H186V261L188 262V260L190 261V264H191V260H192V264H198V263H200L201 264V262L202 263H204L205 261H209V260H214V259H216V257L214 256V255H210V256H208L209 254H207L206 252H200L199 251V248L197 247H195L196 249H194V246L193 247H191L190 245H192V244H190L189 246H188V244H186V243H179L180 245H178V243H173V241H168L167 239H166V237L165 238H163L162 237V235L161 234H159L158 236H154V238L153 237H147V235H145ZM163 238H161V237ZM12 237H13V239H12ZM21 237V238H20ZM38 237H39V240H38ZM52 237V238H51ZM87 237L88 238H90V239H87ZM55 238V239H54ZM58 238H61V239H58ZM71 238V240L70 241H72V239L74 238H76L75 239V241L76 242H73L74 241V239H73V241L71 242V243H73V244H71L70 242H69V239ZM94 238V239H93ZM18 239H20V241H18ZM43 239L45 240V241H47L48 239L51 241L50 242V244H49V241H47V242H44L43 241ZM97 239V240H96ZM162 241H160V240ZM165 239V240H164ZM11 240V241H10ZM45 243H43L42 241ZM58 240V241H57ZM62 240V241H61ZM89 240V241H88ZM94 242H92V241ZM95 240H96V242H95ZM18 241V244L17 243H15V242H17ZM32 242V243H30V242ZM60 241H61V243H60ZM65 241V242H64ZM124 241H126V240H124ZM143 241V242H142ZM19 242H21V243H19ZM64 242V243H63ZM89 242V244H87ZM91 242H92V244H91ZM165 242H166V244H165ZM167 242H168V244H167ZM9 243H10V245H11V243H13L11 246H9ZM35 243V245H33ZM42 243L46 246V244L48 245H50V247H49V245L47 246L49 249H47L46 250V248L47 247H45L44 245H42ZM54 243V245H52ZM127 244H130L131 242H126ZM150 245H149V244ZM161 243H164L163 245L161 244ZM14 244H17L19 247H21L20 249L23 251L22 253H21V250H19V251H17L18 252V254H19V252L22 254V257H23V255H25L26 254V252L25 251H27V253H31V252H34L33 254H34V257H33V254H32V256H31V254L29 255V254H26L25 256H26V258H24V259H20L21 258V254H16V250H14ZM19 244H21V245H19ZM32 244V245H31ZM42 246H41V245ZM55 244H56V247L59 245V247H57V249L55 248ZM62 244V245H61ZM64 244V245H63ZM76 244V245H75ZM81 244V245H80ZM156 244V245H155ZM157 244H161V248H160V246H158ZM173 245V247H174V249H173V247H172V245ZM184 244V245H183ZM17 245L15 246V249H16V247H17ZM26 245H28L27 246V248L26 247H24V246H26ZM143 245V249H142V246ZM151 245H153V246H151ZM166 245H168V247H169V249H168V247L166 246ZM182 245V246H181ZM30 246V247H29ZM43 246H44V248H43ZM67 246L65 247V248H67ZM155 246V247H154ZM178 246H179V248H178ZM185 246V248H183L182 249V247H184ZM11 248V249H8V248ZM12 247H13V249H12ZM30 249H29V248ZM165 247V249H163ZM167 247V248H166ZM181 247V248H180ZM35 248V249H34ZM116 248V247H115ZM130 248V249H129ZM147 248V249H146ZM154 248V249H153ZM161 250H159V249ZM178 248V249H177ZM187 248V249H186ZM192 248H193V250H192ZM33 249V250H32ZM37 249V250H36ZM42 249V251H40ZM45 249V250H44ZM117 249H119V248H117ZM167 249V250H166ZM171 249H173V250H171ZM181 249V250H180ZM9 250V251H8ZM11 250H14V251H12L11 252ZM34 250H36V251H34ZM123 250H124V252H123ZM151 250H152V252H151ZM165 250V251H164ZM177 250V251H176ZM192 250V251H191ZM194 250H197L196 252L198 253L197 255L198 256H195L196 255V253H195V251ZM38 251V252H37ZM46 251V252H45ZM67 251V252H68ZM126 251V252H125ZM157 251V252H156ZM164 251V252H163ZM171 251H173V252H171ZM180 251H182V252H180ZM187 251V252H186ZM199 251V252H198ZM15 252V253H14ZM36 252H37V254H36ZM39 252H40V254H41V252L43 253L44 252V256H46V254L47 253H50V254H47L48 256L46 257V259L42 256L43 254H39ZM122 252H123V254H122ZM135 252V253H134ZM137 252V253H136ZM145 252V253H144ZM156 252V253H155ZM160 252H161V254H160ZM174 252H177V253H174ZM184 252H186V253H184ZM193 252H194V254H193ZM142 253V254H141ZM147 253V254H146ZM163 253V254H162ZM165 253H166V255H165ZM171 253H174V255L172 256V254ZM203 253L205 254V256L203 255ZM8 254H10V256L8 255ZM59 254V255H58ZM69 254V255H68ZM110 254H112V256L110 255ZM114 254V255H113ZM136 254V255H135ZM149 254V256H147ZM160 254V255H159ZM199 254H200V257H201V255H203L202 256V258H200L199 257ZM36 255H38L39 257L40 256H42V257H40V258H38V256H36ZM56 255V256H55ZM116 255V256H115ZM123 255V256H122ZM125 255V256H124ZM179 255H181V256H179ZM184 256V258H183V256ZM186 255H189V257L188 256H186ZM191 255H193V256H191ZM57 256H58V258H57ZM66 256H68V257H66ZM70 256V257H69ZM115 256V257H114ZM120 256H121V258H120ZM129 258H128V257ZM151 256H153V257H151ZM160 258H159V257ZM164 256H166V257H164ZM195 256V258H193L192 259V257H194ZM13 257V258H12ZM27 257H28V259H27ZM33 257V258H32ZM36 257V258H35ZM114 257V258H113ZM117 257V258H116ZM135 258V260H134V258ZM138 257V258H137ZM141 257H143V258H141ZM164 259H163V258ZM182 257V258H181ZM209 257V258H208ZM132 258V259H131ZM137 258V259H136ZM150 258V259H149ZM198 258V259H197ZM206 260H205V259ZM212 258H214V259H212ZM15 259V260H14ZM27 259V260H26ZM113 259V260H112ZM115 259V260H114ZM139 259V260H138ZM147 259V260H146ZM162 259H163V261H162ZM166 259V260H165ZM180 259H182V260H180ZM202 259V260H201ZM46 260V261H45ZM49 262H48V261ZM112 260V261H111ZM149 260V261H148ZM161 260V261H160ZM194 260H196V263H195V261ZM198 260V261H197ZM201 260V262H199ZM144 261H146V263H143ZM172 261L173 260H171V263H172ZM135 262V263H134ZM162 262V263H161ZM179 262H178V264H179ZM35 263H38V262H35ZM50 263V264H51ZM181 264H187L186 262H180ZM206 264H208V263H206Z\"/></svg>","mask_w":264,"mask_h":264},{"label":"water","instance_id":"water-1","mask_svg":"<svg viewBox=\"0 0 264 264\" xmlns=\"http://www.w3.org/2000/svg\"><path fill=\"white\" fill-rule=\"evenodd\" d=\"M55 1H56V5L54 3V7L58 9L60 6L67 5L66 1H69V0H55ZM85 2H87V0H75V3H73V0H71L72 4H68V6H66V8H68L70 5H74V6H72V8L77 9ZM64 3H66V4H64ZM34 4L36 7H38L37 4H39V2H34ZM57 4L59 5L58 7H57ZM29 10L26 9L24 11L25 14H29ZM61 10L63 11L65 9L60 8L57 12L58 16H59L58 13ZM52 12L53 11L51 9L50 12H47L45 17L50 18V19H52V17L55 18L56 11L53 12V14H51ZM41 19H43V16H41ZM48 21H46V22H48ZM126 36L127 37L125 39H130L129 34H126ZM90 38L92 40V36H90V35L88 36V38H85L83 36V39L81 40V42L85 43V41L87 39H90ZM98 39L102 40L101 37ZM113 39H115V38H112V40ZM33 42H35V40H33ZM67 47L68 46L62 47L63 51H65L64 49ZM81 48H80V50H81ZM95 48H96V51H100V49H102L100 46H97ZM139 48H140V46H136L134 49L138 50ZM37 49L38 48L36 47L35 50L34 49L29 50V52L31 54H29L27 56L25 54L21 53L24 56V59H25L24 62L22 60L21 61L15 60L13 57L8 56L6 50L5 51L0 50V106L2 105L4 112L6 114L3 116L8 117L9 115H11V116L16 118L14 120L15 122L16 121L19 122L21 120V117H19V116L17 117V112L20 110L21 107H23L22 106L23 102L25 104L28 102L34 103L33 105H35V107H36L35 109L40 108L41 105L46 106V107L54 109L57 113L60 114L59 118L57 116L55 117L56 119H58V122H56V124H54L51 128H46L52 132H55V136L52 134H51L52 136L50 134H48V138H46L45 136L40 137V140L43 141L42 145H43V147H46V149H43V151L41 153L44 156L43 158L41 157V161L38 159H35V161H34V164H37V166L39 168H36V166H35L32 169H30L32 171H35V170L38 171L37 173H39L40 175L44 174V179L41 180V181H43V185H44V182L46 183L47 181L49 182L52 180L49 178H53V180H55V179L57 180L56 177H58V179L61 178L60 175L63 174V168L60 169V167H59L60 173H58V170L54 169V168H57L56 166H64L65 167V166L69 165L68 163H67V165H63V162L57 159V158L61 157L60 159L64 160V158H63L64 156H61V153H59L60 152L59 150H58V153H55L54 148H53L54 146H56L54 143V142H56V140L54 141V139H56V138L58 139L59 132L65 131V128L63 127V124H65V122L67 120L65 118L69 117L72 119V116H71L72 113L76 115V119L80 118V116L82 115V111H85V108L82 107L78 102L83 103V104H84V101H88L90 103L92 102L94 104V105L93 104L92 105L98 109H101V107L103 108V106L106 104V102H102L103 99H98L97 97H95L93 99L90 97L92 92L90 90V87H87V85H88L87 83L89 80H91L92 76H95L94 73L96 72V70L93 69L92 67H87V66L91 65V61H89L88 57H85L86 56L85 52H83L85 54V56L77 57V54L73 53V55L75 56V57H73L72 53L71 54L69 53V55H68L67 51H65V52H63V54L68 55L66 58V57H62L61 53H58V52H54V53H56L55 56H51L50 54L40 52V50L38 51ZM68 49H73L72 45L69 48H67V50ZM32 50H34V51H32ZM75 52H77V51H75ZM31 56H36V57L32 58ZM98 57H100V55ZM96 60H97V57L93 58L92 62L96 61ZM88 68H89V70H88ZM51 77H52V79H51ZM47 80H53L52 83L54 84V86L52 89H54V90H56L57 88L58 89L59 88L64 89L63 90L64 94L63 95H61V94L53 95V94H50L49 92H46L44 89V86H46ZM154 93H156V92H154ZM8 95H11V96L9 97ZM58 96L61 98H58ZM150 98L152 100H155V98L154 99L152 97H150ZM198 101H199L198 102L199 105L203 108V110L205 112L209 110V107H210L209 104L205 103V105H204L203 100H198ZM11 102L12 103L15 102L16 104H18V103L19 104L21 103V104H20V106L16 105L13 107ZM219 102L221 103L222 100H220ZM191 104H192V102L188 103V105H191ZM154 107H155V105H154ZM70 108L72 110H69ZM135 108H136V106L133 107L134 112L131 114V116L130 115L127 116V117H129V120L131 122V124H130L131 126L128 124V122L123 121V120L118 124L120 125V127L122 129H128V127H129L131 129V134L132 133L134 134L133 136L136 138V139L134 138L136 141L131 146L128 145L129 144V143H127L128 141H126L125 143L123 141H121L122 139L115 144L113 151L115 152V155L117 156V160H114L115 163L113 164V166L112 165L107 166L105 161L98 160V159H97V164L92 163L91 169H89L88 172H92L94 174L92 177L89 176L87 178L89 182L93 181V183L97 184V185H100L102 182L103 184H101L102 185L101 187L102 188L104 187L103 189H105V188L110 189V187H112L111 184L114 181H115L114 183H120L121 185H124V184H131V183H143L144 180L146 179L147 182H149L150 184L144 185V186L159 187L162 185L163 180H166V177H167L169 179H172V180H169L170 182H174L176 184L179 183L180 181L184 180L186 182H185V185H183L182 187H185V188L188 187V189H195L192 187L197 188V186H201V187L211 186L209 183H207L206 185L196 184V181H198L200 178H202L204 181H211L213 183L214 182L218 183L220 176H221L223 180L225 178H227V180H229L228 183H231L232 187H239V186L243 187L245 185H248L249 187L254 188L253 190H251L253 192V194H248L247 196L249 197V199L251 198L250 200H252L254 203V206H256L254 208V210L261 211L262 208H264V194L262 195V193H260L261 188L264 190V170L259 171V169H256V171H254L253 173H252V171L246 173L245 176H243V174H241V171L245 165H247L249 162L254 161V159H256L257 157L263 156L262 155L263 153H260V151H261L260 148L264 149V147L262 145L255 143L251 138L245 137L246 139L242 140L237 136H235L237 141L234 145L231 143L232 146H230L231 144H227L224 141H222L219 138L220 135H219L218 122L221 123V121H225V120H223L222 117H220V115H218V117L216 116V118L218 119V122L215 120L216 118L214 116L213 117L215 119L213 117L211 119L210 118L206 119V126H207L206 129L208 131L207 138L205 141L206 144H204V141L202 140V139H204V136L202 135V133L204 131H202V130H200L199 139H196L194 142L193 141L191 142L190 138L185 137V135H184V134H186L185 131L181 132L180 136H178V138H180V140H177L178 138L177 139H175V137L173 138L172 133H171V135L169 134V132H172L173 129H176L175 127L177 125L172 124V123L171 124L168 123L169 126H166L165 128H163L164 127L163 121L160 120L159 114H157L155 112H154V115H156L155 121L152 122V124L151 123L148 124L143 118H141V116H144L145 113H142L140 110L137 114L135 112ZM156 109H159V107L157 105H156ZM229 110H230V108H229ZM147 111L151 112L150 110H147ZM213 112H215V111L213 110ZM21 113H22V115H21L22 118L27 114L26 110H24ZM231 113H232V111H231ZM41 114L42 113H39L36 115H41ZM126 114L127 113H125V115ZM84 115H85V113L83 114V116ZM84 117H81V121ZM47 119L48 120H47V122H44V125L48 127L49 126L48 124H50L48 122L50 120V118H47ZM164 119H165V121H167V120L169 121V119H167L166 117ZM149 121H150V119H149ZM27 122H28V120H27ZM12 123H14V122H12ZM132 124H135L136 126L132 127ZM87 125H88V123L86 121H85L84 125L82 122L81 130L83 131V136L85 138L84 143H87L90 139V135L86 131L88 129V127L84 128ZM136 128H141V130L135 133ZM53 130H55V131H53ZM56 130H57V132H56ZM184 130H186V128H184ZM229 130L231 132H233L231 134H233V135L236 134L235 133L236 131H233V129H229ZM38 133L39 132H37V136H39ZM63 134L64 133H62L61 136L65 135V134L64 135ZM108 134L111 135L109 132H108ZM214 134H216L218 136V138L213 139ZM28 135H29V137L30 136L32 137L31 134L28 133ZM193 137H196V135L194 134ZM35 140H37V142H38V138H36ZM187 140H188V146L187 145L185 146L184 143L183 144L181 143L182 141L187 142ZM94 142L99 143V139L94 140ZM197 143L201 144L200 145L201 148L198 151H193L191 148L193 146L197 145ZM152 144L154 146H160L163 150H165V147H167L166 150H171V149H176V148L181 147L182 149H179V150H182L183 152H185L184 153L185 154L184 158L186 159L184 161L185 166H187V168L189 167L190 171L189 170L185 171V168H186L185 167L184 170H182V171L180 170L176 174L168 175L169 173L166 174V173L162 172L163 168L156 169V167H158V164H155V166H153L151 164L152 160H150V158L138 160L136 163L138 164V166H141V167L132 166V160L128 156L129 152H131L132 148L135 146L138 147L140 145L141 146L139 148H142V147L146 148L148 146L150 148V146L152 147ZM25 145H27V144H25ZM42 145H41V147H42ZM23 146H24V144H23ZM233 146H235V147H233ZM118 150H120V151H118ZM108 153L106 154L107 156L110 153H112V151L109 154ZM47 154H49V155H47ZM100 155H101V153H100ZM48 156L50 157V159H48ZM66 157L67 158L71 157V154L69 153V155H67ZM54 158H56V159H54ZM156 158H158V157H156ZM52 160H55V161H52ZM42 161L45 162L44 165H42V164L40 165V162H42ZM52 163H55L56 166L52 165ZM161 163H164L163 159H162ZM51 165H52L53 169H52ZM190 166H192V167H190ZM193 166L194 167H200V169L202 168V170H201L202 175L201 176L196 177V175H195V177H196L195 178L194 174H196V173L191 174L192 172H199L198 170H195ZM257 167L262 168V166H257ZM263 167H264V164H263ZM9 168L10 169H8L7 175L17 174L19 172H22L18 177H15V178H17V180H19V179L28 180L29 178H31L32 179L31 182H33V184H36L35 177L32 178V176H27V173H23V170H20L18 168H12V164ZM171 168L178 169L177 167L170 165V166H168V171L171 170ZM68 169L72 170L70 168H68ZM82 169H84V168H82ZM152 171L156 172L154 174L155 176L154 175L150 176L149 173ZM81 173H82V171H79V170L76 171V176H75L76 178L75 179L84 176V175H80ZM118 175H119V177H118ZM179 175L183 176L184 179L178 181L177 178ZM216 176H218V178H215ZM99 179H101V180L99 181ZM5 180H6L5 178H2L0 181H5ZM72 181H74V179H72ZM63 182H66V181H63ZM115 185H113V186H115ZM18 186H20V185L18 184ZM73 186L74 185L71 183V185H67L66 187H73ZM22 188L23 187H19L18 191H20ZM31 189L32 188H30V190L28 189V192H31ZM92 189H94V187H92ZM49 192H50V194H48L47 192H45V193L40 192V195L38 194V196L43 197L42 199H40V198L35 199L33 197L27 196L28 199L30 198L28 201H20L19 199L17 201H20L21 203L31 202L35 205H38L39 210L41 212L49 213L47 211L48 204H50V203L52 204L53 199H57L59 201L61 198H67L65 195H62L64 197H61V194L57 190L51 189ZM20 193H21V195L15 194L14 195L15 198L21 199V197L24 194L21 191H20ZM90 193L93 194V197H98V194H95L96 191H92ZM44 196H45L46 200H44ZM179 196H181V199H185V200L186 199H193V200L200 202V195L199 194L184 193L183 195H179ZM238 196L241 197L242 193ZM252 197H254V198H252ZM67 200H69V199H67ZM58 201H56V202H58ZM183 204H184V202H183ZM31 213H33V211H30V214ZM251 215L254 216L253 214H251ZM157 216L162 217L161 214H158ZM168 217L171 218V216H168ZM209 218H212V217H209ZM247 219H253V218H247ZM254 220H256V219H254ZM207 236H208V234H207ZM76 258H77V256H75V259ZM77 264H86V263L82 262V263H77Z\"/></svg>","mask_w":264,"mask_h":264},{"label":"snow or ice","instance_id":"snow-or-ice-1","mask_svg":"<svg viewBox=\"0 0 264 264\" xmlns=\"http://www.w3.org/2000/svg\"><path fill=\"white\" fill-rule=\"evenodd\" d=\"M256 8L257 5L252 0L243 7H237L233 0H202L193 13L195 19L188 30V35L198 34L200 50L211 51L218 55L216 53L218 44L225 39H230L234 33L253 28L258 22H264V11L256 13ZM20 15V6L6 5L3 0H0V27L12 28L19 22ZM257 15L259 21L256 18ZM76 19L79 17L73 18V20ZM172 22L177 23V19L173 18Z\"/></svg>","mask_w":264,"mask_h":264}]
</instances>
